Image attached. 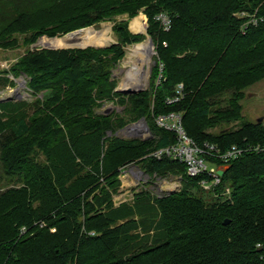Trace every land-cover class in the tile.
I'll list each match as a JSON object with an SVG mask.
<instances>
[{
    "label": "trees",
    "instance_id": "1",
    "mask_svg": "<svg viewBox=\"0 0 264 264\" xmlns=\"http://www.w3.org/2000/svg\"><path fill=\"white\" fill-rule=\"evenodd\" d=\"M140 11L157 52L150 91L116 90L114 68L143 38L127 20L111 46L32 48L20 58L15 74L42 96L0 101V175L17 184L0 191V264H264V150L254 149L264 146V123L241 111L245 90L264 79V0H33L19 20L0 23V45ZM110 100L123 111L98 113ZM170 112L201 145L251 149L206 189L183 163L150 155L177 141L156 123ZM139 118L153 138L116 135ZM139 159L156 176L180 175L181 189L141 190L115 206L122 166Z\"/></svg>",
    "mask_w": 264,
    "mask_h": 264
},
{
    "label": "rangeland",
    "instance_id": "2",
    "mask_svg": "<svg viewBox=\"0 0 264 264\" xmlns=\"http://www.w3.org/2000/svg\"><path fill=\"white\" fill-rule=\"evenodd\" d=\"M33 0H0V23L6 22H16L20 19V13L22 11H27L31 8ZM140 17H142L143 22L140 21ZM127 20L129 28L134 33H142L143 38L137 43H131L126 46V55L119 62V64L113 70V77L117 80L116 89H122L125 87H130L133 89H143L150 91L152 89V73L153 69L156 65L154 61L156 59V45L152 44L153 51L151 52V56H147L148 52L146 51L145 55L141 57L138 54H134L131 56L132 51H130V47L138 44L150 41L151 35L146 30L149 28L148 24V16L143 11H140L137 15L130 17L128 14H119L114 16L112 19H106L101 21L98 24L90 25L83 28H92L95 32H104L107 31V42L102 45H94L88 44L92 46H100L106 47L111 46L114 43L118 42V37L114 30V26H116L121 21ZM132 24L135 25L137 30L132 27ZM81 29V28H80ZM107 29V30H105ZM82 31V30H81ZM67 34V33H66ZM66 34H58L55 36H51L48 34L41 35L32 45H26L23 42L24 34H18L19 44L16 46H4L0 45V99L5 98L9 95L16 97L13 101H27L30 104L34 102L39 96L42 94H35L33 92V88L30 85V77H28L25 73L15 74V69L18 67V62L20 58L27 52V50L32 48H49L50 45H46L41 43V40L44 38L53 39L55 38H63L67 37ZM110 36V37H109ZM73 46V45H72ZM72 46H58L60 48H69ZM56 47V46H53ZM51 49V48H50ZM132 60V61H131ZM138 68H136V67ZM136 68V69H135ZM137 70V72H136ZM134 71L136 73H134ZM146 74V75H145ZM138 78L137 83L134 82L133 79ZM13 81V82H12ZM133 84H138V86H134ZM129 95V94H127ZM242 103V116L244 120L251 122H259L258 120L261 118L260 122L264 123V79L251 85L245 90V97L241 101ZM124 105H121L120 102L115 100L106 101L102 106L97 108L98 113H109L115 111H123ZM142 118H139L134 121H129L127 125L138 123ZM125 125V126H127ZM235 125V124H233ZM124 126V127H125ZM123 127V128H124ZM121 128L116 135L122 138H139L132 137L128 131H122ZM219 128H216L215 131H218ZM147 157V155H146ZM139 160H133L122 166L121 172L118 176L119 182L115 187L116 190L112 193V199L115 206H120L123 203L131 202L134 197L141 192V190H151L152 194H157L158 196H163L168 194L169 191H177L180 190L183 181L180 175H171L168 176H156L154 173L146 172V168L143 167V163H139ZM133 171L137 179H139V183L135 181V178L130 173L127 177L124 175L127 173V170ZM2 171L0 166V172ZM138 181V180H137ZM106 184V183H105ZM162 189L160 188L162 186ZM15 181H13L10 177H6L0 175V191L7 189L8 187L15 186ZM229 190V189H228ZM228 193V191H227ZM210 194L209 191L200 190L199 195L204 196ZM125 212V211H124ZM122 221V220H121Z\"/></svg>",
    "mask_w": 264,
    "mask_h": 264
},
{
    "label": "built area",
    "instance_id": "3",
    "mask_svg": "<svg viewBox=\"0 0 264 264\" xmlns=\"http://www.w3.org/2000/svg\"><path fill=\"white\" fill-rule=\"evenodd\" d=\"M166 30L171 28L172 20L170 16L165 13L157 15ZM250 22L256 23V19H251ZM183 84H179L177 88V95L168 98V102L172 103L179 100L183 95ZM156 123L159 127L176 133L177 141L175 143L154 149L150 155L161 160L163 158H170L177 160L185 166L186 174L189 177L203 176L200 180L201 186L206 189L213 188L221 182L222 176L218 174V170H227L229 164L244 153V151L251 148H241L238 145H233L226 150H223L217 144L205 142L203 145L196 142L188 135L184 125L182 114L178 112H170L160 114L156 117ZM128 131L132 137H139L138 139H150L154 137V133L150 129L146 119L142 118L138 123L125 126L122 131ZM256 150H264V146L260 145L254 147ZM127 170L124 175L127 177L130 173L135 178L136 182H140L136 178L135 173ZM130 172V173H129ZM205 176V177H204ZM138 180V181H137ZM165 188L162 184L160 187ZM228 193L229 190L227 189ZM55 230V229H53Z\"/></svg>",
    "mask_w": 264,
    "mask_h": 264
},
{
    "label": "bare ground",
    "instance_id": "4",
    "mask_svg": "<svg viewBox=\"0 0 264 264\" xmlns=\"http://www.w3.org/2000/svg\"><path fill=\"white\" fill-rule=\"evenodd\" d=\"M140 21L143 22L142 17H140ZM105 30H107V29H105ZM107 40H108L107 31L95 32L92 28H86L82 31L71 33V34L67 35V37H63V38L57 37V38L49 39L46 37V38L41 40V43H44L46 45H50L52 47L53 46H56V47H58V46H72V45L73 46H85L88 44H94V45H102L104 43L106 44ZM152 48H153L152 43L150 41H147L144 43L135 44V45L131 46L129 49H130V51H132L131 56L134 53V54H138L141 57H143V56H146L145 55L146 51L148 52L147 56H151V52L153 51ZM136 68H138V67H136ZM136 72H137V70H136ZM136 72L134 71V73H136ZM133 81L134 82H132V83L139 82L138 78L133 79ZM133 85L138 86V84H133ZM125 88H129V87H125Z\"/></svg>",
    "mask_w": 264,
    "mask_h": 264
},
{
    "label": "water",
    "instance_id": "5",
    "mask_svg": "<svg viewBox=\"0 0 264 264\" xmlns=\"http://www.w3.org/2000/svg\"><path fill=\"white\" fill-rule=\"evenodd\" d=\"M85 28H81V29H77V30H74V31H70V32H68L67 34H66V36L67 35H69V34H71V33H74V32H78V31H81V30H84ZM146 30H147V25H146ZM53 38H55V37H53ZM150 42L152 43V44H154V41H153V39L152 38H150ZM87 46H92V45H85V46H72V47H69V48H75V47H78V48H85V47H87ZM49 48H52V49H58V48H60V47H52V46H49ZM62 48H64V47H62ZM154 63H156V61H154ZM116 90H118V91H120V92H122V93H124V94H129V95H131V94H135V93H138V92H140V91H142L143 89H133V88H122V89H116ZM16 99V97H14V96H11V95H9V96H7V97H5V98H2V99H0V101H13V100H15ZM105 114H109V111H107ZM262 119L260 118L258 121L260 122ZM225 172H226V170H224V169H220V170H218V174L220 175V176H223L224 174H225ZM172 192H174V191H169V193H172ZM229 222V220L227 219L226 221H225V224H227Z\"/></svg>",
    "mask_w": 264,
    "mask_h": 264
},
{
    "label": "crops",
    "instance_id": "6",
    "mask_svg": "<svg viewBox=\"0 0 264 264\" xmlns=\"http://www.w3.org/2000/svg\"><path fill=\"white\" fill-rule=\"evenodd\" d=\"M77 30V29H76ZM74 31V30H73Z\"/></svg>",
    "mask_w": 264,
    "mask_h": 264
}]
</instances>
